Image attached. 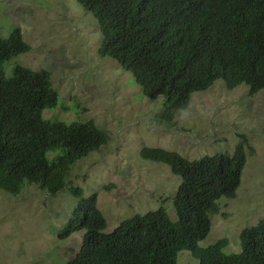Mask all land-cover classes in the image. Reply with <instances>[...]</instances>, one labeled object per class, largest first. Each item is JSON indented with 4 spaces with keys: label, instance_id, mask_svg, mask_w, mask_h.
<instances>
[{
    "label": "trees",
    "instance_id": "16d2710c",
    "mask_svg": "<svg viewBox=\"0 0 264 264\" xmlns=\"http://www.w3.org/2000/svg\"><path fill=\"white\" fill-rule=\"evenodd\" d=\"M98 22L101 58L133 75L145 97L163 99L157 120L173 122L195 93L221 81L254 96L264 90V0H75ZM30 51L20 29L0 38V191L16 197L29 186L75 199L61 239L84 232L76 257L65 264H179L188 251L198 264H264V220L240 235L241 251L226 254L228 239L202 247L222 199L235 198L247 163L243 144L231 155L189 161L178 152L144 148L143 159L162 163L181 179L164 207L123 221L106 233L97 195L70 184L76 164L108 143L94 122L44 117L60 103L48 71L6 65Z\"/></svg>",
    "mask_w": 264,
    "mask_h": 264
},
{
    "label": "rangeland",
    "instance_id": "374dc122",
    "mask_svg": "<svg viewBox=\"0 0 264 264\" xmlns=\"http://www.w3.org/2000/svg\"><path fill=\"white\" fill-rule=\"evenodd\" d=\"M20 29L30 51L6 65L51 74L59 105L44 112L51 120L92 121L108 143L79 161L70 184L84 197L97 195L107 221L106 233L136 215L164 207L175 218L172 198L181 179L162 163L142 158L144 148L178 152L189 161L234 153L243 144L247 163L235 198L222 199L212 216L207 247L228 239L226 254L241 251L240 235L264 220V90L251 96L249 87L228 90L221 81L195 93L173 122L157 114L163 99L145 97L133 75L98 52V22L75 0H0V38ZM75 199L68 190L50 196L29 186L13 197L0 191V264H65L80 252L84 232L67 239L58 235L69 221ZM179 264H198L188 251Z\"/></svg>",
    "mask_w": 264,
    "mask_h": 264
}]
</instances>
